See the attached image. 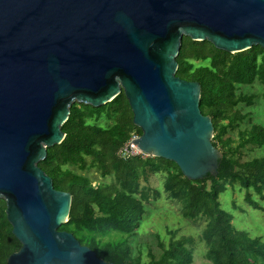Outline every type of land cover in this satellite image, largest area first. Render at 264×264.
Segmentation results:
<instances>
[{
	"label": "water",
	"instance_id": "95a60500",
	"mask_svg": "<svg viewBox=\"0 0 264 264\" xmlns=\"http://www.w3.org/2000/svg\"><path fill=\"white\" fill-rule=\"evenodd\" d=\"M183 36L264 48V0H0V198L21 243L7 264H116L58 229L72 196L38 166L75 101L123 91L142 153L190 180L217 173L200 84L176 75Z\"/></svg>",
	"mask_w": 264,
	"mask_h": 264
},
{
	"label": "trees",
	"instance_id": "16d2710c",
	"mask_svg": "<svg viewBox=\"0 0 264 264\" xmlns=\"http://www.w3.org/2000/svg\"><path fill=\"white\" fill-rule=\"evenodd\" d=\"M176 61L177 76L200 84V111L211 118V141L222 154L217 173L190 180L173 161L161 157L121 158L119 149L133 134L142 133L133 124L123 91L100 106L75 101L61 126L63 140L47 147L45 158L38 162L52 178L53 187L72 196L68 220L58 229L71 232L107 262L191 264L193 239L176 238L174 230L169 231L167 242L157 238L159 254L148 261L132 253L129 239L146 212L145 203L159 195V190L149 185V179L160 173L164 177L163 191L168 198L180 202L182 215L204 219L201 239L206 249L204 255L211 264H264V238L236 229L232 215L221 208L218 200L227 187L238 185L244 189L245 202L264 211V206L253 197L264 196V155L243 160L241 153L248 146L264 145V127L252 123L247 129L240 128L250 116L241 107L253 105L256 95L244 92L243 87L259 85L264 100V48L253 45L230 53L206 39L183 36ZM90 169L109 180L94 184L85 173ZM110 231L120 233L121 237L103 241ZM20 247L6 216V202L0 198V264H7L8 256Z\"/></svg>",
	"mask_w": 264,
	"mask_h": 264
},
{
	"label": "rangeland",
	"instance_id": "374dc122",
	"mask_svg": "<svg viewBox=\"0 0 264 264\" xmlns=\"http://www.w3.org/2000/svg\"><path fill=\"white\" fill-rule=\"evenodd\" d=\"M246 93H255L254 104L251 106L242 105L243 112L250 113L241 124V129H247L252 123L264 127V100L261 97V87L257 84L243 87ZM234 137L236 133L232 132ZM242 159L247 160L264 155V145L258 148L247 147L241 150ZM85 173L93 179L94 184L102 179L109 180V177L102 178L94 170L90 169ZM163 174L157 173L149 179V185L159 190L157 197H151L145 203L146 212L143 215L134 235L129 239L133 254H140L141 258L148 261L152 255L159 254L157 238L167 242L170 230H174L175 237L191 236L193 239V261L191 264H211L205 257V244L201 239V232L204 226V219H190L182 215L180 202L170 199L163 191ZM143 184V183H142ZM244 189L238 185L227 187L219 194L218 200L222 209L232 215V223L236 229L245 230L252 237L264 238V211L249 206L244 200ZM264 206V196H253ZM121 234L115 231L107 233L103 241H116Z\"/></svg>",
	"mask_w": 264,
	"mask_h": 264
},
{
	"label": "built area",
	"instance_id": "2783aa9c",
	"mask_svg": "<svg viewBox=\"0 0 264 264\" xmlns=\"http://www.w3.org/2000/svg\"><path fill=\"white\" fill-rule=\"evenodd\" d=\"M138 134H133L132 137L119 149L118 154L121 158H128L133 155H143L144 153L137 147L134 140L138 137Z\"/></svg>",
	"mask_w": 264,
	"mask_h": 264
}]
</instances>
